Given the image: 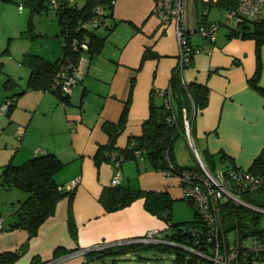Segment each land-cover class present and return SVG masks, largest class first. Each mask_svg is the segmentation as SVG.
I'll return each mask as SVG.
<instances>
[{
  "label": "crops",
  "instance_id": "obj_1",
  "mask_svg": "<svg viewBox=\"0 0 264 264\" xmlns=\"http://www.w3.org/2000/svg\"><path fill=\"white\" fill-rule=\"evenodd\" d=\"M67 1L78 7L85 2L78 5L76 0ZM227 2L187 0L186 4L189 43L212 46L210 53L191 55L180 73L186 82L208 87L207 104L191 116L197 153L206 164V152L214 154L212 169L229 162L219 159L220 151L239 167L248 168L264 148V93L249 83L256 66V41L235 35L234 26L224 24ZM153 5L154 0H114L111 16L96 30L99 36H106L103 46L98 53H85L84 76L65 102L50 90L26 88V84L23 87L26 90L18 96L9 122L0 129V173L9 159L20 164L32 156L53 152L65 163L54 179L61 191L68 193L58 200L54 213L40 224L36 234L30 236L26 228L11 226L16 220L12 212L26 193L0 185V264H6L5 253L22 248L13 264H31L33 259L44 263L54 258L58 259L54 264L90 263L79 252L81 249L103 241L119 243L139 237L148 229L166 231L167 223L146 210L142 197L122 208L106 210L100 196L110 187L115 167L110 161L95 160L99 146L109 141L105 123L118 121L128 97L125 126L115 140L119 148L126 147L131 136L143 132L150 101L160 105L164 100L159 91L169 85L179 46L174 23L163 24L153 13ZM199 13L206 22L220 23L212 43L194 31ZM40 55L56 59L44 52ZM260 55L258 85L264 87V43ZM153 90L158 93L155 95ZM185 143L184 136L175 140V161L181 166H195L196 156L193 163L182 154ZM120 170V185L165 191L173 201L186 200L179 176L164 175L147 159H125ZM69 206L76 237L68 227ZM56 248L60 249L59 257L54 256Z\"/></svg>",
  "mask_w": 264,
  "mask_h": 264
},
{
  "label": "trees",
  "instance_id": "obj_2",
  "mask_svg": "<svg viewBox=\"0 0 264 264\" xmlns=\"http://www.w3.org/2000/svg\"><path fill=\"white\" fill-rule=\"evenodd\" d=\"M35 7L40 10L44 7V0H29ZM114 0H85L81 7L70 5L67 0H58V5L54 7L51 0L48 2L56 10L58 21L60 23L59 38L61 42V55L54 60L47 59L40 54L27 52L23 54L21 63L29 70L26 81V88H40L50 90L56 93L64 102L67 95L62 96L57 89L52 88L56 72L60 68L61 63L66 59L78 61L81 51L74 50L70 46L73 37H81L77 32L76 26L79 20L86 19L92 13L93 8L101 4L104 7V16H111V7ZM198 1V0H196ZM227 9L235 6V0H227ZM204 3H202L203 5ZM48 7H46L47 9ZM197 18V26L208 24L204 15L199 13ZM116 21L113 22V26ZM216 22V21H214ZM112 29V28H110ZM235 35L241 37L254 38L256 41V66L253 76L249 79L250 85L264 93V87L258 85L260 77L262 61L260 55L261 44L264 43V18L259 21L245 20L232 28ZM23 36L32 37L30 29L22 31ZM65 35L66 42L61 37ZM64 37V36H63ZM88 49L86 53H98L104 43L106 36H99L95 31L88 32ZM0 64V71H1ZM14 84L11 78H7L5 86L9 87ZM171 92V100L173 111L175 113V122L167 121L170 110L165 107L164 100L160 105H156L153 101L149 104V115L143 122V132L140 135L131 136L128 144L124 148L115 145L116 136L125 126L130 97L124 104L120 117L117 122H106L104 128L109 134V141L106 145L99 146L95 160L97 163L102 161L121 162L125 159L143 158L147 159L151 166L159 171H166L168 174L179 175L182 170H195L198 168V162L195 166H181L175 161L173 146L175 140L179 136H183V119L182 108L186 109L187 115L191 116L198 109L203 108L208 102V87L205 84L197 82H186L183 80L180 72L174 67L170 77L169 85ZM167 89V88H166ZM165 92L167 93V90ZM26 89L22 88L16 93L19 96ZM154 94L158 91L153 90ZM165 98V95H162ZM17 98L5 97L0 103L6 104L2 113L10 116L13 108L16 106ZM220 160H228L225 167L242 169L253 173L264 179V148L253 158L248 168L239 167L234 163L232 157L224 152H219ZM204 160L206 166L212 169L214 163V154L208 151ZM64 162L53 152H47L32 156L20 164L9 159L2 167L0 173V185L5 187H16L26 193L24 199L20 200L13 215L16 220L12 223V227L21 226L29 231L30 236L36 234L40 224L50 215L54 213L56 203L60 198L66 195L67 191H61L54 179V174L59 171ZM239 196L246 202L264 208V180L255 189L240 191ZM142 197L144 199V207L150 213L162 218L167 223L165 231L166 236L180 243L194 244L196 238L190 233V229L199 227L204 231V224L200 212L196 205L189 199H185L194 206V216L192 220L176 222L172 219L173 200L165 191L157 190H141L133 189L128 185H110L105 188L100 196V201L106 210L112 211L122 208L130 204L133 200ZM251 209L243 205H236L229 199H223L220 204L221 229L226 237L228 233L237 231L242 237H259L264 238V226L261 225V212ZM185 224L182 226L181 224ZM68 227L72 237H76L77 228L73 219L71 207H68ZM161 246L162 248L175 247V258L173 264H181L185 259L186 252L178 246L164 244H143L130 243L112 245L100 250L88 251L85 253L86 260L98 259L108 256V254H116L117 252L129 251L131 248ZM22 250L15 252H7L4 254V262L13 264V261L23 252ZM59 248L54 251V256L59 257ZM127 253V252H126ZM195 258L190 256L187 264H192ZM31 264H42L35 259ZM264 264V263H261Z\"/></svg>",
  "mask_w": 264,
  "mask_h": 264
},
{
  "label": "built area",
  "instance_id": "obj_3",
  "mask_svg": "<svg viewBox=\"0 0 264 264\" xmlns=\"http://www.w3.org/2000/svg\"><path fill=\"white\" fill-rule=\"evenodd\" d=\"M114 2V1H113ZM235 6L225 11V25L236 27L245 20L259 21L264 13V0H235ZM54 7L58 5V0H51ZM186 4L187 0H154L152 8L153 13L159 17L163 24L173 22L179 46L178 61L175 68L181 73L189 64L191 55L199 52L210 53L212 46L202 45L194 46L188 41L186 34ZM104 16V7L101 4L96 5L89 17L79 20L76 26L77 32L81 37H73L70 46L74 50L81 51L78 61L66 59L61 63L56 72L52 88L57 89L62 96L69 95L73 87L78 84L83 76L84 55L88 49V32L100 28L106 21ZM220 27L219 22H212L195 26L194 31L207 39L210 43L214 42L216 32ZM64 36V37H63ZM62 44L67 43L63 35ZM167 93L164 90L159 91L165 95L164 104L170 113L167 121L175 122V113L173 111L170 87H167ZM6 104L0 103V114ZM183 136L196 156L198 168L195 170H182L178 175L186 199L191 200L197 207L203 220L204 231L195 227L190 229V233L195 239L194 244L177 242L166 236V233L158 229H148L139 237H133L118 241L121 244L143 243V244H164L178 246L186 252L185 259L181 264H187L190 256L195 258L192 264H261L264 263V238L253 236L242 237L237 231L228 233L225 237L221 229L220 204L223 199H229L236 205H243L264 213V208L255 206L243 200L239 196L240 191L257 188L262 180L261 177L246 170L235 168H218L211 170L203 163L197 153L192 130V116H188L186 109L182 108ZM115 171L110 179L111 185H117L122 178L119 162L114 164ZM168 175L166 171H161ZM78 179L72 181V185L77 183ZM2 219L0 218V229ZM112 244L113 242H100L88 248L81 249L79 252L85 254L88 251L100 250ZM58 259H51L42 264H54Z\"/></svg>",
  "mask_w": 264,
  "mask_h": 264
},
{
  "label": "rangeland",
  "instance_id": "obj_4",
  "mask_svg": "<svg viewBox=\"0 0 264 264\" xmlns=\"http://www.w3.org/2000/svg\"><path fill=\"white\" fill-rule=\"evenodd\" d=\"M76 2L81 5L83 1L76 0ZM28 29L33 34L32 37L22 35V31ZM59 31L60 23L56 10L48 0H44V7L40 10H35L29 0H0V64L2 69L0 71V100L5 97L18 98L16 93L25 86L28 68L21 63L23 54L44 52L48 56H55L54 58L61 55ZM8 77L14 81V84L6 87L5 81ZM9 117L4 113L0 114V129L9 122ZM181 151L191 162H196L195 154L186 143ZM13 162L17 161L13 160ZM218 168L221 166L211 170ZM255 213L258 212L255 211ZM260 214L261 225L264 226V213ZM193 216L194 207L188 201H173V220L189 221L193 219ZM181 225L185 226L184 223ZM120 244H115V246ZM175 251V247L162 248L159 245L137 247L129 251H119L116 254L110 253L108 256L92 259L90 263L84 264H173Z\"/></svg>",
  "mask_w": 264,
  "mask_h": 264
}]
</instances>
